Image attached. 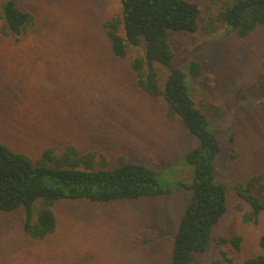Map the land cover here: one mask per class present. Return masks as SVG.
Returning a JSON list of instances; mask_svg holds the SVG:
<instances>
[{
    "label": "rangeland",
    "instance_id": "obj_1",
    "mask_svg": "<svg viewBox=\"0 0 264 264\" xmlns=\"http://www.w3.org/2000/svg\"><path fill=\"white\" fill-rule=\"evenodd\" d=\"M190 1L202 8L200 28L171 32L168 41L174 67L187 73L195 105L221 143L217 180L228 188V210L191 264H246L264 253V212L257 223L245 222L251 207L236 191L264 172V26L235 36L210 18L222 0ZM17 3L34 24L21 41L0 31V142L33 159L67 146L103 154L111 167L124 157L154 169L170 192L107 204L60 201L56 231L44 240L25 234L24 209L0 211V264H171L192 196L184 187L194 177L186 156L198 140L179 117H167L163 97L137 86L131 62L143 48H130L125 58L113 54L103 24L121 16L120 0ZM195 60L203 65L196 79L189 71ZM158 70L163 88L169 70ZM253 193L264 197L260 189ZM237 236L240 248L231 242Z\"/></svg>",
    "mask_w": 264,
    "mask_h": 264
},
{
    "label": "trees",
    "instance_id": "obj_2",
    "mask_svg": "<svg viewBox=\"0 0 264 264\" xmlns=\"http://www.w3.org/2000/svg\"><path fill=\"white\" fill-rule=\"evenodd\" d=\"M122 14L103 24L113 54L125 58L130 48H143L131 62L136 84L153 97H163L167 117H179L198 143L188 152L186 160L194 167L193 182L184 185L192 192L173 241L171 264H191L195 254L204 253L213 228L228 210V188L217 180L216 159L222 150L216 134L211 131L207 116L196 107L187 86V73L174 67V54L168 38L171 32L195 33L200 28L202 8L190 0H120ZM226 26L228 33L246 37L264 26V0H222L220 9L210 17ZM0 31L21 41L34 24L33 15L22 10L17 0H5L0 15ZM211 28V32H215ZM158 66L169 70L163 88ZM203 65L193 61L190 73L196 79ZM262 78L264 80V62ZM264 172L252 175L236 188L238 196L249 204L245 222L257 223L264 212ZM170 192L164 188L158 173L141 163L119 158L115 167L107 157L93 151L81 153L75 146L57 151L48 147L33 159L0 142V211L24 209L23 230L35 240H44L57 228L54 206L64 200L107 204L122 200H142ZM243 211L241 204L237 205ZM222 243L230 242L226 238ZM241 237L231 242L240 248ZM264 251V233L259 238ZM264 264V253L246 261Z\"/></svg>",
    "mask_w": 264,
    "mask_h": 264
}]
</instances>
